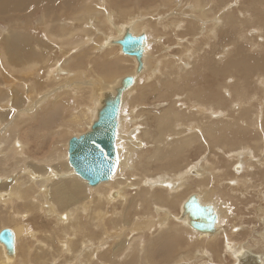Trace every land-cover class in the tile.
I'll return each instance as SVG.
<instances>
[{"label": "bare ground", "instance_id": "1", "mask_svg": "<svg viewBox=\"0 0 264 264\" xmlns=\"http://www.w3.org/2000/svg\"><path fill=\"white\" fill-rule=\"evenodd\" d=\"M163 1H171V0H163ZM259 1L263 5L261 8L259 7V3H257V6L259 8L253 7L252 6L253 0H251V1L249 0V2L244 1L245 2L244 8H242V6L239 8V11L241 14L239 12L234 14L233 9L229 8L228 10L224 9L225 12L222 11L221 13H218V16H213L211 19H208L207 16L213 15L214 11H215V10H213L212 5H210V3L208 4L211 7L210 8L208 7L209 9H206L207 11L205 9L200 10L199 3L195 0H192L193 8L189 7V3L186 4L190 8V10L188 9V10H186V12L187 13H190V12L192 13V11L197 12V15H199L200 18L202 20H204V22H203V21H199L196 19L194 20V18H193L194 22L196 21L197 24H200V28H196V26H195L196 30L197 31L201 30L202 34L206 30H210L207 33L210 32L211 34L216 33V30H219L221 32V30H223L222 26H226V25L227 26L228 25L235 26V24H236L240 27L242 24H245V25H246V23L250 24L251 23L250 15L252 14V12L256 13V14L258 13L260 18L258 20H256V22L258 23V26H256V29H257L256 33H258L262 37H264V0H259ZM103 3H104L103 0H91L90 3L85 2V4H82V6H81L82 12L79 15L71 16L68 18L64 17L63 19H61V16H53L49 19V21L45 20V22L44 21L42 22L41 25L45 24V26H42V30H43L44 34L47 35L48 38L50 39L49 42L50 41H51V43L57 42L58 43L57 47L60 50V53L63 55L62 59L60 60L61 64L57 65L54 69L50 70L48 72L47 76L49 79L51 78L54 81H59L62 77H66V76L68 78L73 77L74 75H73V73L70 72L71 70H70L69 64L71 63V61H74L76 56L73 57L74 55L71 53V50H76V48H83V47H86L89 50H93L92 52L94 54L102 55L106 59H110L113 61L122 60L123 58L120 59V57H122L121 55H123V56L129 58L130 60L123 59L122 61L129 62L128 65L131 66L130 68H133L135 70V72H137L138 74L135 76L134 75H130V76L125 75L116 81L117 78L111 79V77L108 76V74H107L108 72L104 73V75L99 74V72H97L95 70L94 66L90 63L88 65H86L84 71H80L81 74H83V76L87 77L88 81L87 82L84 81V83L86 84V86H90L88 88V90L90 91V94L93 95V99H97V100L95 102H93V99H92L93 107L91 108V107L87 106V104H85V101L87 99H89L88 95H86L85 92H81L78 95V97L75 98V99H77V102H75L76 105L74 106L75 110H73L71 113L69 112L70 115L68 116V118L65 121H63L62 124L60 123L59 127L53 132V137L60 138V137L64 136L62 138V143H61V147H64V149L61 151V154L57 153V151H58L57 149H59V148L57 145H55L56 142H52L49 145L50 150L48 151L49 153L47 155L43 156L41 159L31 158V157L27 156V154H26L30 150L29 144L31 142H29L28 138H21L22 133H20V127H19L20 125H16L17 126V128H16L15 122L12 121V127L10 129H9V127H10L9 125L6 127H2V128L0 127L1 128L0 129V206L3 207V210L8 211L7 217L4 218L3 216H0V221L2 220L3 224H9L10 225V227H8L6 229L5 228L0 229V234L2 231L7 230L11 233V236H12V243L9 246L0 240V264H15V262L17 260L14 262V258H16V256H18L17 252L20 250V243L22 241H27L26 239H24V237L26 235L25 232L28 230V227L19 218V216H20L19 215L20 214L19 207L26 208L28 210L27 214H29L31 216L34 214L37 215V213H38L39 215L42 214L43 215L42 217L45 218L47 221L52 220L53 225L56 228H58L57 231L61 235L60 238H58L59 241L57 240L59 242L58 252L64 254V256H65V254L72 255V257L74 256L68 264H75L78 260H80L79 262H82L83 260L81 261V259H79L80 257L81 258L83 257L84 259L86 258L88 260L89 257H91V255L93 258H96V257L103 255V253H101V252H103L102 250L104 248L105 249L108 248V245L105 241L102 242V238L96 239L95 238L96 234H94V232L89 230L88 225L92 224L98 232L104 233L103 236H106L107 240L112 238V240L114 242V241H117L119 238L122 237V235H118V233L123 232V230H124V229H122V227H124L122 219L125 216L124 212L126 211L125 203H126L127 195L125 193V188H124L125 187L124 185L126 183H124L122 185V182L124 180L119 178V177H127L126 175H129V177H131L134 173L136 175L137 171L142 172L143 175L145 173L151 174L149 171V168L152 166V164H155V165L157 163L162 164L163 162H172L173 164H175V161L179 158V156L183 153V151L185 149L189 148L193 144L200 143V141L202 140L203 137H206L209 139H216L217 142H219L220 138L223 137V135H227V133L228 134L232 133V135H233L235 132V129H236L235 126H232V124H227L229 122H225V121L216 119L215 114L213 115V112L215 110H217V108H218L217 107L218 105L215 104V101H210V100L207 101L206 100L207 98L202 96L200 93H197L198 100H200V110L202 111L201 114L198 116H187L186 112L181 113L180 111L174 110L173 101H172V103H170V105L167 108L163 109L161 112H153L152 113V116L154 119V131L151 132L148 130V131H145L143 133L144 140L146 142H149L150 146H151V147L149 146L150 148H147L144 145L142 138L139 137V135H135L136 134L135 132L131 131L130 124L128 123V121L125 118V115H126L125 110H129V106L131 104L128 101V97L136 89V87H137L136 85H138L137 78H138L139 74L140 75H144V73H145V75L150 74V69H149V67L146 68L145 61H146V58L150 57L152 49H155L153 47V44L156 41L154 40L155 35H153V34H154V32H157L159 30V28H157V26H162L160 24V22H161L163 24V26H162L163 29L168 28L171 31L170 33L175 34V32L173 30H177L180 27V25H182L184 22L181 20V18L174 17L172 15L171 20L172 21L176 20V22H174L175 23L174 25H170V27L172 28V29H170L167 24L166 25L164 24L163 19H158V18L154 17V15H155L154 12L158 11L159 9L154 11L153 9H151V10L147 9L148 6H146V9H147V10H145L146 12H142V10L139 9V11L141 10L142 13H139L140 15H137V16L131 15L132 16L131 18L128 17L129 15L127 16V15H124L122 13V11L125 9L124 8L121 11V16L125 17L126 21H124L121 24H118V23H115V20H116L115 18L117 17V14H115L116 11L113 9L107 10L106 9L107 7L105 6V4L103 5ZM105 3H106V1H105ZM165 3L170 4L168 2H165ZM202 3L205 5L207 2H206V0H202ZM153 4L154 3H152L151 5H153ZM203 4H202V6L204 7ZM174 5L175 4H173L172 6H167V8H170L171 12L174 10L179 11V12H183L185 9L184 7H183L184 8L183 9L182 6L179 8H178V6H175L173 8ZM226 5L227 4L225 3L224 6H226ZM157 6L159 8L160 4L157 3ZM216 6H218V5H216ZM37 7H45L46 11H47L49 9V7H55L56 8V5L53 4V0H0V19H5V18H8L9 16H11L12 14H18V13L20 14V16L23 17L25 15H28L27 9L33 10V9H36ZM205 7H207V6L205 5ZM246 7L251 10L250 13L245 10ZM112 8H114V7H112ZM117 8L118 7H116V9ZM214 8H215V6H214ZM256 9H258V10H256ZM3 11H5L6 13H9V14H5V12H3ZM104 11H105V13H104ZM134 11L135 10H133L132 12H134ZM43 13H45V12H43ZM177 13L175 12V15H177ZM103 15L106 18V20L104 18L105 27H106V29L107 28L109 29V33L111 34V35L109 34L110 36H108V35L106 36V34H108V33L106 31H103L104 29L97 27V25L100 24V21L101 22L103 21L100 19V17L101 16L103 17ZM195 15L196 14H194V17H196ZM234 15H238L236 20L233 19ZM158 16H160V15H158ZM183 17H185V16H183ZM21 19H23V18H21ZM182 19H185V18H182ZM156 21H160V22L156 23ZM67 23L79 25L81 27V29H86L89 27L92 28V26H93L97 30V34L95 37L89 38V39H84V37H81V39L83 38L84 40L81 43H76V42H78L77 39L80 38V36H77L76 33L74 34L73 32L68 31ZM28 25H30V24H28ZM36 25H35V27H36ZM140 25L142 27H144V29L137 31L135 29V27L136 28L140 27ZM103 26H104V24H103ZM188 26H191V25H188ZM162 27H160V28H162ZM25 29H27V27H25ZM25 29H23V30H25ZM20 30L21 29L15 28V26L13 24L7 25L6 28H0V47L2 48V40L5 36H7V38L9 40H11L10 44H13V47L16 50L19 47L18 40L23 41V43L27 44V41H29L30 39H33V36L29 35L28 32H20ZM87 30H90V29H86L84 31L87 32ZM159 31H158V33H159ZM180 31L183 32V30H180ZM188 31H189V29H188ZM63 32H68V33L65 35V33H63ZM78 32H81V31H78ZM138 32H141V34H143L145 36V44H144V48H143V52H142V55L140 57V60H136V58L134 56H129V55L124 54L121 50V46L117 43L119 40H121L123 38L125 33H129L130 35L135 36L134 34H136ZM191 32H192V29H190L188 36H191ZM95 33H96V31H95ZM164 33L165 32H163V34ZM17 34L20 35L19 38H17ZM88 34L90 36L92 35L90 33H88ZM160 34L161 33H159V35ZM232 35H234V34L232 33ZM225 36L223 37V40L225 42H227L228 40H227V37H225ZM178 37H180V35H178ZM230 37H231V35H230ZM38 38H39V36H38ZM85 38H86V36H85ZM102 38H104V39L102 40ZM167 39H168V37H167ZM46 40H48V39H46ZM65 40L67 42H66L65 46L62 47L61 44H63V43H61V42H64ZM216 40H217V38H216ZM249 40L251 42L252 41L255 42V40H252L250 38H249ZM37 41H39V40H37ZM169 41L170 40H168L167 42H169ZM212 42H214V41H212ZM175 43H177L176 40H175ZM227 43H229V42H227ZM165 44H166V42H165ZM173 44H174V42H173ZM38 45H39V43H38ZM46 45H45V47H46ZM5 47L6 46H4V48ZM36 48L39 49L40 47L36 46ZM87 49H84V50L86 51ZM149 50H150V52H149ZM81 52L79 51L78 53H80V55H81ZM40 53H42V52L40 51ZM118 53H119V55H118ZM192 53H193V49H191L190 51L185 53L183 56L184 60H180L181 63H183L184 61H187V59L191 56ZM4 54L5 53H3V55ZM9 55L12 56L10 53H9ZM38 55H39V53H38ZM77 55H79V54H77ZM234 55L236 58V55H238V53L236 52ZM32 56L34 57L37 55L32 54ZM43 56H45V55L42 53L41 57H43ZM94 56H93V58L96 57V56L95 57ZM104 57H103V59H104ZM132 57H134L136 62ZM155 57H157V56H155ZM16 58H18V57H16ZM235 58L233 59L231 57L230 62L227 61V62H224V64L220 63L221 60H217L216 65H215L217 70L220 72H225L226 71L225 68H226V66H228V64H231V66L232 65L238 66L240 63L235 61V60H237ZM2 59H3V57H2ZM152 59H155V58H152ZM48 60H49L48 58H45L43 60H37V61L33 60L34 66L29 64L30 65V66H28L29 69H28V67L25 68L26 66L23 67V69H27L26 73H28V75H29V73L31 75H32V73H34V75H35L36 70H44V72H45V68L41 69V68H43V66H41V68H39V67H40V65H43V64L48 65L49 64ZM87 60H89V59H87ZM26 61H28V60H26ZM31 61H32V59H31ZM19 62H21V61H19ZM162 62H165V61H162ZM22 63H23V61H22ZM16 64H17V62H16ZM84 64H86V63H84ZM159 64H161V63H159ZM10 65L12 66L13 63L10 62ZM173 67L174 66H172V68ZM184 67H186V65H184ZM156 69L159 70V68H156ZM184 73H185V70H182V69H170L169 70V74L171 75V76H169L170 80L161 82L162 86L165 88L166 93L170 94L171 85H170L169 81H173V82L180 81L183 78L182 75ZM158 74H159V72H158ZM25 76H26V74H25ZM125 77H131L132 82L129 86L122 89V79H124ZM154 77H155V75H154ZM27 78L30 79L29 77H27ZM155 78L157 79V77H155ZM63 79H66V78H63ZM143 79H144V76H143ZM20 80H22V79H20ZM32 80H33V77H32ZM146 80L147 79H145V81ZM73 81H75V79ZM80 81H81V79H80ZM157 82H158V80H157ZM51 83L53 84L55 82L52 81ZM149 83H147V84H149ZM31 84L32 85L35 84L34 81H32ZM83 84H80V86ZM85 84H84V86H85ZM158 84H159V82H158ZM259 84L262 86V88L264 87V76L260 77ZM26 85H27V83H26ZM61 85L64 86L63 84H61ZM75 85H73V86H75ZM78 85H79V83H78ZM15 86H16V84H15ZM24 86H22V87H24ZM13 87L14 86L12 84V86L10 87V90L7 89L11 95H12V89L15 88V87L14 88ZM27 87H28V85H27ZM48 87H49V85H48ZM50 87H52V85ZM57 87H59V86H57ZM82 87L83 86H81V88ZM107 87L109 88V90L104 92V88H107ZM156 87H160V86H156ZM33 88H32V90H33ZM43 88H41L42 91H43ZM184 88H187V87L184 86ZM142 89H143V87H142ZM61 91L62 90H59V89H55L53 92L50 91V93L52 92L50 94V103L52 106H56L57 103L64 102L63 98H62L64 93ZM118 91L121 92V96H120V101H119L118 113H117V117H116L117 128H116V131H115L114 137H113V145H114L115 153H116L117 167H116L115 172L111 176V178L109 180H107L108 182L104 181V182H100L94 186H91V185H89V182L84 180L83 178H81L75 172V170L71 167V165L69 164V152H68L69 140L66 142L65 137H67L70 133H73V132H74L75 136L85 135L86 133L90 132L94 121H97V119H98L97 115L100 113V109H101V107H103L105 100H113L115 94ZM35 92H37V91H35ZM160 92H162V91H160ZM47 93H48V91H47ZM142 93L143 92H141V94ZM2 94L3 93H0V97L3 98L0 100V102L1 101L4 102V99H5L4 96L6 95V93L3 95ZM41 94L42 93L40 92L39 99L34 100L33 103H29V105L26 106L27 109H25L26 111H24V114H26L25 112H28L27 110L32 112V114L36 109H37L36 111L40 112V111H42V109L45 108V106H47L49 104L48 103L47 105H45V103L43 101L45 100L47 102L46 97H44V95H41ZM68 94H70V92ZM90 94H89V96H90ZM20 95H22V94H20ZM48 95H49V93H48ZM137 96H139V94ZM133 97H136V95ZM166 97H168V96H166ZM35 98H36V96H32V100ZM11 99H12V96H11ZM22 99H25L24 96ZM29 99H31V98H29ZM141 99H142V97H141ZM258 99L259 98H257V96L253 97L252 103H253V100L258 101ZM137 100H138V98H137ZM21 102H24V100ZM134 102L136 103V101H134ZM7 103L8 102H5V103H3V105H5ZM204 103L207 105V107H205V106L202 107L204 105ZM248 103H250V99H248V100L245 99L244 100V106L247 105ZM11 104H13V102ZM11 104L8 103L7 105H9V107L6 106L9 110L11 109ZM22 105H24V104H22ZM131 105H133V104H131ZM260 105H261L263 110H262V112H260L259 117L256 114V118H258L260 120H264V101L262 103H260ZM72 106H73V104L70 105V107H72ZM126 107H127V109H126ZM19 110H20V108H19ZM2 111H4V110H2ZM210 111H211V113H209ZM21 112H22V110H21ZM0 113H1V111H0ZM36 113L37 112H35V114ZM126 113H128V112H126ZM133 113H137V111L133 112ZM9 114L10 113H8L7 115H9ZM140 114L138 113V115H140ZM16 115H19V114L17 113ZM20 115L22 116V114H20ZM24 116H26V115H24ZM36 117H35V119H36ZM24 119H25V117H24ZM19 121L20 120L17 121V124L19 123ZM140 121L138 120V122H140ZM3 122H1V120H0V126L2 125ZM134 124H135V122H134ZM51 125H54V124H51ZM134 127H136V126L134 125ZM169 135L171 136L170 139L168 138ZM32 140H30V141H32ZM59 140L61 142V138ZM31 145H32V143H31ZM219 145L221 146L222 144H219ZM22 149H23V152H22ZM60 149H62V148H60ZM226 151H228V150H225V152ZM242 151H244V150L242 149ZM223 152L224 151H222V153ZM28 154H30V153H28ZM228 156H229L230 167H232V168L234 167L232 164H234L236 162V166H237V163H238L237 161L242 159L241 155L238 152L230 153V154H228ZM253 159H255V157H253ZM216 160H217L216 156H213L212 159H203L202 161L198 162L197 164L192 165L193 166L192 168L188 166V168L186 170L180 171L181 168L180 169L178 168L179 172H175L176 169L174 171L171 169L170 170L168 169L167 172H164L161 175H158L159 173H155V174L152 173L151 174L152 178L147 180V182H146V184L150 188L145 191V195H144L145 200L141 203V206H144V213L146 214V217H143L144 222H142V224L139 223L140 224L139 227H141L143 225L145 228H148L149 234H150V231L152 229L156 230L158 232L160 231L162 233L163 229L165 228L164 226L166 224H170L169 227H172V224H173L172 222H174V220H176V221H182L184 223L183 224V223L175 222V224H173V226H175V228H178V231L180 229L179 225H180V227L183 225H186L187 227H189L191 230H193L196 233H191V234L189 233L190 235L189 234L187 235V233H186L187 238L184 237L185 239H183V238L182 239L181 238L176 239L177 236L175 237V234L174 235L170 234V237L167 235V237H169L171 239V241L173 239V241L170 243L171 248L169 249V252H168V255H170V256L166 257L165 260L161 263L157 262V260L155 259L156 257H154V254H155L154 249H156L155 245L149 244V246L147 248L148 250L147 249L145 250V248H144L145 242H143V240H141V239H138V240L134 239L130 242H129V240L128 241L125 240V242L121 241V243L118 244V245H120V248L122 247V250L120 252L121 257L123 259H126V260H131L130 262H128L126 264H133L134 262L136 264H184L183 262H189L188 264H196V263L197 264H228L227 258H226L227 255L225 253L230 255L231 259L233 260L232 264H264V248H261L262 245L260 242V241H262V244H263L264 231L261 235L262 238H260L259 241H257V243L250 244V246L247 249H245L244 247L234 245L231 241H229V238L231 236L229 235V238H228L227 232H225L224 229L220 225V223L221 224L225 223V219H227V216H228V214H227V203H230V200H232V199H231L230 195H227L225 190H223V191L219 190L217 187L210 186L208 183L209 177L219 176L217 174H223V172L226 171V168L220 166L216 162ZM243 161L244 160L242 159L241 162H243ZM192 162H194V161H192ZM250 164H252V163H250ZM244 169H246V166H244ZM237 170H238V168H237ZM248 170H249V168H248ZM258 173L260 174V172H258ZM138 175H139V173H138ZM144 176H146V174ZM254 178L256 179V177H254ZM9 179H12V180L9 182L8 181ZM128 181H130V180H128ZM140 182H141V180H140ZM248 182L250 183V181H248ZM110 183L112 186L115 185L116 189L109 191V189H107L104 186V185H108ZM79 184L82 186V188H79ZM129 186H131V185H129ZM86 187L93 189L94 190L93 192L100 191V192L96 193L99 195V196H97L99 198V200H98L99 206H101V203H103V202L107 203V204H116V205L120 204L121 210L118 212V211H116L117 210L116 209L113 212L112 216H110V215L108 216V214H106L104 212V209H100L101 207L96 208L97 201L94 202V200H92V198H93L92 194H91V192H89V190ZM155 187L161 189L162 192H164L166 194V196H168L169 198H166L163 196H161L160 198H157L156 193L153 192V189ZM164 187H167V188H164ZM189 189L190 190L196 189L200 193H193L184 199L181 206H179L180 210L178 209L179 215H175V214H172V212L168 213L165 211L174 205L173 200L177 199L181 196L182 190L185 191V190H189ZM260 191H261V188H260ZM157 193L160 194V192H157ZM128 196L131 197V195H128ZM190 196H193L195 198L196 202L199 203L206 210V212L209 216H214V219H213L212 223L210 224L209 228L207 226H204L201 230H195V229L190 227V225H189L190 214H189V211H186L184 209V203L187 201V199ZM251 196H253V195H251ZM120 197L121 198L123 197L124 201H123V199L121 200ZM108 198H110L111 200ZM5 200H8V201H5ZM87 200H90L89 204H92V205L88 206L86 204H83V202H85ZM113 200H116V201H113ZM261 202H262V200H261ZM151 203L153 204V206L155 205L156 206L155 208H157V209H155V208L151 209V207H152ZM131 204H132V202H131ZM7 206L10 207V210L7 209ZM244 206H246V205H244ZM128 208L131 209V207H129V206H128ZM134 208H135V206H134ZM154 210H155V213H157V214L159 213L158 217H153V215L155 214V213H153ZM129 212H130V210H129ZM259 212H260V215L264 216V210L260 209ZM106 218L109 219L108 226L111 225L110 230L107 229ZM129 218H131V217H129ZM139 218H140V215H139ZM262 218H261V220L264 219V218L263 219ZM154 221H157V223H154ZM132 222L133 221H131L130 223L127 222V225H131ZM227 222H228V220H227ZM263 222H264V220H263ZM119 223H121V225H118ZM136 223H137V221H136ZM135 225H137V224H135ZM148 225H150V226L148 227ZM234 225L235 224H233V226ZM1 226L2 225H0V227ZM129 227L127 226L126 230L129 229ZM166 227H167V225H166ZM56 228H52L50 231L46 230L44 232H42L43 231L42 229L36 228L35 232L37 233V235L36 234H34V235L40 236V235H42L41 233H44V234L46 233L47 235L51 236L52 233L56 230ZM184 229H185V227H184ZM181 230H183V229H181ZM243 230H245V229H243ZM144 231H145V229H144ZM185 231H186V229H185ZM31 233H34V232H31ZM161 233H158V236ZM180 233H184V230ZM249 234H251V233H249ZM78 235L80 236L79 243H80L81 251L78 254H75L77 251L76 252L73 251L74 250L73 249V245H74L73 240ZM112 235H114V236L111 237ZM245 235H246V232H245ZM251 236H253V235L251 234ZM92 237L95 238V242L92 240ZM123 237H125L124 233H123ZM32 238H33V236H32ZM152 238H154V236ZM152 238H150V239H152ZM221 238H222V242L224 243V249H225V250H223V252L225 251L224 253L221 251L222 250L221 246H220V244H221L220 239ZM43 239H44V237H43ZM147 239H149V238H147ZM239 239H240V237H239ZM53 240H54V238H53ZM155 240L157 241V239H155ZM241 240H242V238L240 239V242H241ZM161 241H165V239H163ZM32 242H33V240H32ZM165 242H167V241H165ZM249 242H251V240L248 241V243ZM33 243L44 244L42 241L39 240V238L36 239V237H35V240ZM159 243L160 242L158 241L157 245H159ZM53 245H55V244H53ZM245 245H249V244H245ZM159 246H161V245H159ZM115 248H116V246H115ZM110 251H112V250H110ZM116 251L117 250L115 249L113 252H110V254L111 255L113 254V256H114L117 253ZM33 252H35V251H33ZM37 253L39 254V252H37ZM88 253H91V255H89ZM111 255H110V257H111ZM103 258H105V257H103ZM52 259H51V261H52ZM103 260L105 261V259H103ZM111 260H113V258ZM107 262H109V261H107ZM29 263H30V261H29ZM65 263H67V261ZM18 264H20V260H19ZM22 264H25V263L22 262ZM106 264H108V263H106Z\"/></svg>", "mask_w": 264, "mask_h": 264}, {"label": "rangeland", "instance_id": "2", "mask_svg": "<svg viewBox=\"0 0 264 264\" xmlns=\"http://www.w3.org/2000/svg\"><path fill=\"white\" fill-rule=\"evenodd\" d=\"M90 1L91 0H53V4L56 5V8L55 7H49V9L46 11L45 7H37L36 8L37 10L36 9H33V10L27 9L28 15H25L23 17L20 16V14L18 13V14H12L8 18L0 19V28H6L7 25L13 24L15 26V28L21 29L20 32H28L29 35L33 36V39H30L29 41H27V44L23 43V41L18 40V45L20 48L18 47L17 50L13 47V44H10L11 40H9L7 38V36H5L2 40V48L0 47V54H1L0 55L1 56L0 57V89H1L0 93H3V94L6 93V95L4 96V98H5L4 102H2V101L0 102V111H1L0 120H1V122L4 121L0 127L2 128V127H6L9 125L10 126L9 129H10L12 127V121L15 122L16 128H17L16 125H20L19 126L20 127V133H22L21 138H28L29 142L32 143V145H31V143L29 144L30 150H29V152L26 153L27 156H29L31 158L41 159L43 156L47 155L49 153L48 151L50 150L49 145L52 142H56L55 145H57L59 149L62 148L60 150L57 149L58 150L57 153L61 154V151L64 149V147H61L62 138L64 136L60 137L61 138V142H60V140H59L60 138L53 137V132L59 127L60 123L62 124V122L68 118L70 113L73 110H75L74 106L76 105L75 102H77V99H75V98L78 97V95L81 92H85L86 95H88V97H89V99L86 100L87 102L85 101V104H87V106H89L91 108L93 107V105H92L93 95L90 94V91L88 90V88L90 86H86V84L84 83V81L85 82L88 81L87 77L83 76V74H81V72H80V71H84L86 65H88L89 63L92 64L94 66L95 70L97 72H99V74H101V75H104V73L108 72L107 74H108V76L111 77V79L117 78L116 81L125 75H127V76L134 75L135 76L138 74L137 72H135V70L133 68H130L131 66L128 65L129 62L122 61L123 59H125V60H130V59L121 55V54L120 55L122 57H120V56L119 57H120V59L123 58L122 60L113 61L110 59H106L102 55L94 54L92 52L93 50H89L86 47H83V48H76V50H71V53L74 55L73 57L76 56L74 61H71V63L69 64L70 70H71L70 72L73 73V75H74L73 77H71V78H68L67 76L62 77L59 81H54L53 79L48 78V76H47L48 72L50 70L54 69L57 65L61 64L60 60L62 59L63 55L60 53V50L57 47L58 46L57 42H52V43H51V41L49 42L50 39L48 38L47 35L44 34V32L42 30V26H45V24L41 25L42 22L43 21L45 22V20L49 21V19L53 16H61V19H63L64 17L68 18L71 16L79 15L82 12V9H81L82 4H85V2L90 3ZM105 1H106V3H105ZM195 1H197L199 3L200 10L209 9L211 7L210 5H212L213 10H215V11H214L213 15L207 16L208 19H211L213 16H218V13H221L222 11L225 12V10H228L229 8L233 9L234 14H236L238 12L240 13L239 8L241 6H242V8H244L245 2H249V0H222V1L221 0H219V1L218 0H206L207 3L205 5L207 7H205V5L202 3V0H195ZM103 2H104L103 5L105 4V6L107 7L106 8L107 10L113 9L116 11V12L114 11L115 14H117V17L115 18L116 19L115 23H118V24H121L124 21H126L125 17L121 16V11L124 8L125 9L122 11V13L124 15H127V16L129 15L128 17H130V18L133 15L137 16V15H140L139 13L146 12L145 10H147V9H150V10L153 9L154 11L159 9L158 11L154 12L155 13L154 17L158 18V19H163L164 24L165 25L167 24L170 29H172L170 27V25H174L175 24L174 22H176V20H173V21L171 20L172 15L174 17L181 18V20L184 22L182 25H180V27L177 30H173L175 32V34H174V33H170L171 31L168 28L163 29V27H162L163 24L160 21H156V23L160 22V24L162 26H157V28H159V30H160V31L158 30L159 33H161L160 35H159L158 31L154 32V34H153V35H155L154 40L156 41L153 44V47L155 49H152L150 57L146 58V61H145L146 68L149 67V69H150V74H147V75H145V73H144V75L139 74V76L137 78L138 85H136L137 86L136 89L128 97V101L131 104H133L134 106L130 104L129 110H125V114H126L125 118L128 121V123L130 124L131 131L135 132L136 133L135 135H139V137L142 138L144 145L147 148H150L151 147L150 143L146 142L144 140L143 133L145 131H148V130L151 132L154 131V119L152 116L153 112H161L163 109L167 108L170 105V103H172V101H173L174 110L180 111L181 113L186 112L187 116H198L201 114L202 111L200 110V100H198L197 93H200L202 96L207 98L206 99L207 101H209V100L215 101V104L218 105L217 106L218 108H217V110H215L213 112V115L215 114L216 119H219V120H222L225 122H229L227 124H232V126H235L236 129H235L234 134L232 135V133H229V134L227 133V135H223V137L220 138L219 142H217L216 139H209V138L203 137L202 140L200 141V143L193 144L189 148L185 149L186 151L185 150L183 151V153L175 161V164H173L172 162H163L162 164L157 163L156 165L152 164V166L149 168V171L151 174L152 173L153 174L159 173L158 175H161L162 173L167 172L168 169L169 170L171 169L174 171L175 169L177 170L178 168L179 169L181 168L180 171H182V170H186L188 168V166L192 168L193 167L192 165L197 164L198 162L202 161L203 159H212L213 156H216V159H217L216 162L220 166L226 168V171H224L223 174H217L219 176L209 177L208 183L210 186L217 187L219 190H222V191L225 190L227 195H230L231 199H232V200H230V203H227V214H228L227 219H225V223H222V224L220 223V225L224 229V231L227 232L228 238H229V235L231 236L229 238V241H231L234 245L242 246L245 249H247L250 246V244L257 243V241H259V239L262 238L261 235L264 231V228H263L264 227V225H263L264 224V222H263L264 216L260 215V212H259L260 209L264 210V195H263L264 194V178H263L264 177V120H260V119L256 118V114L259 117L260 112H262V110H263L260 103H262L264 101V87L262 88V86L259 84L260 77L264 76V47H263L264 46V37H262L260 34L256 33L257 32L256 26H258V23L256 22V20H258L260 18V16L258 15V13L256 14V13L252 12V14L250 15V17H251V23L250 24H248V23H246V25L242 24L240 27L236 24H235V26H231V25L227 26L226 25V26H222V29H223V30H221L222 33L219 30H216V33L211 34L210 32L207 33L210 30H206L202 34L201 30H198V31L196 30V28H200V24H197V22L196 21L194 22V20L196 19V20L203 21V22H204V20H202L200 18V16L197 15V12H193V11H192V13L186 12V10H188V9L190 10L189 7L193 8L192 0H181V1L180 0H171V1H163V0H152V1L151 0H103ZM165 2H168L170 4H166ZM152 3H154V4L151 5ZM157 3L160 4L161 8L160 7L158 8ZM188 3H189V7L186 5ZM209 3H210V5H208ZM225 3L227 4L226 6H224ZM257 3H259L260 8L263 6L259 0L258 1L253 0L252 6L255 8H259L257 6ZM173 4H175L173 6V8L175 6H178V8L182 6V8L183 7L185 8V9L183 8L184 11L179 12V11L174 10L171 12L170 8H167V6H172ZM202 4L204 5V7L202 6ZM216 5H218V6H216ZM146 6H148L147 9H146ZM214 6H215V8H214ZM112 7H114V8H112ZM116 7H118V8L116 9ZM139 9H141L142 12H141V10L139 11ZM133 10H135V11L132 12ZM245 10L249 13L251 11L247 7L245 8ZM256 10H258V9H256ZM3 12H5V11H3ZM43 12H45V13H43ZM175 12L176 13L178 12L177 15H175ZM104 13H105V11H104ZM5 14H9V13L5 12ZM157 14L160 16H158ZM194 14H196L195 15L196 17H194ZM104 15H103V17L102 16L100 17V19L103 20L102 22L100 21L101 25L98 24L97 27L104 29L103 31H106L108 33V34H106V36L107 35L110 36L111 34L109 33V29L108 28L106 29V27H105L104 21L106 20V18ZM183 16H185V17H183ZM237 17H238V15H234L233 19L236 20ZM21 18H23V19H21ZM104 18H105V20H104ZM182 18H185V19H182ZM193 18H194V20H193ZM28 24H30V25H28ZM103 24H104V26H103ZM35 25L37 28L35 27ZM67 25H68V31L73 32L74 34L76 33L77 36H80V38H78L79 40L77 39L78 42H76V43H81L84 39L93 38L97 34V30L93 26H92V28H90V27L86 28V29H90V30H87V32H85L84 30H86V29H81V27L79 25H75L72 23H67ZM188 25H191V26H188ZM195 26H196V28H195ZM25 27H27V29H25ZM140 27H137V28L135 27V29L137 31L144 29V27H142L141 25H140ZM160 27H162V28H160ZM23 29H25V30H23ZM188 29H189V31H190V29H192L191 36H188V34H189ZM77 30L81 31V32H78ZM180 30H183V32ZM95 31H96V33H95ZM163 32H165V33L163 34ZM63 33H65V35H66L68 32H63ZM86 33L87 34L90 33L92 35L90 36L89 34L87 35ZM232 33L234 35H232ZM140 34H141V32H138L134 35H140ZM178 35H180L181 38L178 37ZM230 35H231V37H230ZM19 36L20 35L17 34V38H19ZM38 36H39V38H38ZM85 36H86V38H85ZM224 36L227 37V40H228L227 42H229V43H227L223 40ZM81 37H84V39L83 38L81 39ZM167 37H168V39H167ZM45 38L48 40H46ZM216 38H217V40H216ZM249 38L252 40H255V42L254 41L251 42L249 40ZM103 39L104 38H102V40ZM37 40H39V41H37ZM166 40L167 41L170 40V41L167 42ZM175 40L177 43H175ZM212 41H214V42H212ZM66 42H67L66 40L64 42H61V43H63V44H61V46L64 47ZM165 42H166V44H165ZM173 42H174V44H173ZM38 43H39V45H38ZM45 45H46V47H45ZM4 46H6V47L4 48ZM36 46H38L40 48L38 49V48H36ZM84 49H87V50L85 51ZM191 49H193V53L191 54V56L187 59V61H184L183 63H181L180 60H184V58H183L184 54L187 53L188 51H190ZM40 51L45 56L41 57L42 53H40ZM79 51L80 52L82 51L81 55H80V53H78ZM235 51L238 53V55H236V58L234 55L236 53ZM149 52H150V50H149ZM3 53H5V54L3 55ZM9 53L12 56H10ZM38 53H39V55H38ZM32 54L37 55L39 58L37 56L33 57ZM77 54H79V55H77ZM94 55L95 56L97 55V56L95 57ZM118 55H119V53H118ZM93 56L95 58H93ZM155 56H157V57H155ZM2 57H3V59H2ZM16 57H18V58H16ZM103 57H104V59H103ZM231 57L233 59L234 58L237 59L235 61L239 62L240 64L238 66H236V65L231 66V64H228V66H226V68H225V70H226L225 72L218 71L216 66H215L216 61L221 60L220 63L224 64V62H227V61L230 62ZM45 58L49 59L48 60L49 64L48 65L43 64V65H40V67H39V68H41V66H43V68H41V69L45 68V72H44V70H36L35 75H34V73H32V75L29 73V75H28V73H26L27 69H23V67H25V66H26L25 68H27L30 65L34 66V64H33L34 61L43 60ZM132 58L134 59V57H132ZM152 58H155V59H152ZM31 59H32V61H31ZM87 59H89V60H87ZM26 60H28V61H26ZM19 61H21V62H19ZM22 61H23V63H22ZM162 61H165V62H162ZM10 62L13 63L12 66L10 65ZM16 62H17V64H16ZM135 62H136V60H135ZM84 63H86V64H84ZM159 63H161L162 65ZM184 65H186V67H184ZM172 66H174V67L172 68ZM156 68H159V70ZM28 69H29V67H28ZM170 69H182V70H185V73L182 75L183 78L180 81H178V82L169 81V83L171 85V89H170V94H168V93H166L165 88L162 86L161 82L170 80L169 79L170 78L169 76H171L169 74ZM158 72H159V74H158ZM24 73L26 74V76ZM116 75L117 76L119 75V76L117 77ZM154 75H155V77H157V79L154 77ZM143 76H144V79H143ZM27 77H29L30 79H28ZM32 77H33V80H32ZM63 78H66V79H63ZM20 79H22V80H20ZM74 79H75V81H73ZM80 79H81V81H80ZM145 79H147V80L145 81ZM157 80H158L159 84H158ZM32 81H34V83L36 85L35 84L32 85L31 84ZM52 81L55 83L52 84L51 83ZM26 83H27L28 87H27ZM78 83H79V85H78ZM83 83L85 84V86ZM147 83H149V84H147ZM12 84L15 87V88L13 87L15 90L12 89V95H11L8 90H10V87L12 86ZM15 84H16V86H15ZM47 84L49 85V87ZM61 84H63L64 86H62ZM72 84L73 85L76 84V85L73 86ZM80 84H83V85H81V86H83L82 88H81ZM51 85H52V87H50ZM22 86H24V87H22ZM57 86H59V87H57ZM156 86H160V87H156ZM184 86H186L187 88H184ZM142 87H143V89H142ZM32 88H33V90H32ZM41 88H43V91ZM55 89L62 90L61 92L64 93L63 97H62L64 102H60V103H57L56 106H52L50 103V94ZM108 90H109L108 87L104 88V92H106ZM35 91H37V92H35ZM47 91H48L49 95H48ZM50 91H52V92L50 93ZM160 91H162V92H160ZM40 92L42 93L41 95H44V97H46L47 102L45 100L43 101L45 103V105H47L48 103L49 104L47 106H45V108L42 109V111H40V112L36 111L37 110L36 109L32 114V112L27 110L28 112H25L26 114H24V111H26L25 109H27L26 106H28L29 103H33L34 100L39 99ZM69 92H70V94H68ZM141 92H143V93L141 94ZM31 93L32 94L34 93L35 95L34 94L32 95ZM20 94H22V95H20ZM89 94H90V96H89ZM138 94H139V96H137ZM135 95H136V97H133ZM11 96H12L13 100L11 99ZM23 96L25 99H22ZM32 96H36V98L32 100ZM166 96H168V97H166ZM255 96H257V98H259L260 100L259 99H258V101L253 100V103H252V98ZM141 97H142V99H141ZM29 98H31V99H29ZM137 98H138V100H137ZM1 99H3V98L0 97V100ZM245 99L246 100L250 99V103H248L247 105L244 106V100ZM9 100L10 101L12 100V101L10 102ZM20 100L21 101L24 100V102H21ZM96 100L97 99H93V102H95ZM134 101H136V103ZM5 102H8L9 104H11L13 102V104H11L10 110L7 108V107H9V105H7L8 103L3 105V103H5ZM21 103L24 105H22ZM72 104H73V106L70 107V105H72ZM204 106L207 107V105L205 103L202 107H204ZM19 108H20V110H19ZM126 109H127V107H126ZM2 110H4V111H2ZM21 110H22V112H21ZM136 111H137V113H133ZM7 112L10 114L7 115L8 114ZM35 112H37L38 114L37 113L35 114ZM126 112H128V113H126ZM17 113L19 115L22 114V116L20 115L21 116L20 117L19 115H16ZM138 113L139 114L141 113V114L138 115ZM209 113H211V111ZM24 115H26V116H24ZM24 117H25V119H24ZM35 117H36V119H35ZM18 120H20V121L17 124ZM138 120L139 121L141 120V121L138 122ZM134 122H135V124H134ZM50 123L54 124V125H51ZM134 125L136 127H134ZM78 136H80V135L75 136V134L73 132V133H70L67 137H65V140L67 142L69 139L77 138ZM168 138L170 139L171 136L169 135ZM30 140H32V141H30ZM219 144H222V145L220 146ZM242 149L244 151H242ZM225 150H228V151L225 152ZM222 151H224V152L222 153ZM22 152H23V149H22ZM233 152H238L244 161L241 162L242 159L238 160L237 166H236V162H235L234 164H232L234 166L232 168V167H230L228 154L233 153ZM28 153H30V154H28ZM253 157H255V159H253ZM192 161H194V162H192ZM250 163H252V164H250ZM244 166H246V169H244ZM237 168H238V170H237ZM248 168H249V170H248ZM179 169L177 171L175 170V172H179ZM258 172H260V174ZM136 173H137L136 175L134 173L131 177H129V175H126L127 177H119V178L124 180L122 182V185L124 183H126L124 185L125 186L124 188H125V193L127 195L126 203H125L126 211L124 212L125 216L122 219V222L124 224V227H122V229H124L125 231L123 230V232L118 233V235H122V237L119 238L117 241H114V242H113L112 238L109 239L112 242L111 243L109 240L106 239V236H103L104 233L98 232L92 224H89L88 225L89 230H91L92 232H94V234H96L95 238L96 239L102 238V242L105 241L108 245V248H106V249L104 248L102 250L103 252L100 251L101 253H103V255L96 257V258H93L91 253H88L89 255H91V257H89L88 260L86 258L84 259L83 257L82 258L80 257L79 259H81V261L82 260L83 261L79 262L80 260H78L75 264H82V263L83 264H94V263L95 264H106V263H108V264H126V263L130 262L131 260H126V259H123L121 257L120 252L122 250V247L120 248V245H118V244H120L121 241L125 242V240H127V241L129 240V242H130L134 239L143 240V242H145V247H144L145 250L148 248L149 244L155 245V248L158 251L156 249H154V253H155L154 257H156L155 259L157 260V262L161 263L165 260L166 257L170 256V255H168V252H169V249L171 248L170 243L173 241V239L171 241V239L169 238L170 234H172V235L175 234V237L177 236L176 239H178V238L185 239V238H187V235L189 233L190 234L196 233L193 230H191L189 227H187L186 225H183L184 223L182 221H176V220H174V222H172V223L173 224H175V222L183 223L182 224L183 226L180 227V225H179V228H180L179 231H178V228H175V226H173V224H172V227H169L170 224H166L167 227H166V225L164 226L165 228L163 227L164 229H163L162 233L160 231L158 232V231L152 229L151 230L152 232L150 231V234H149L148 228H145L143 225L141 227H139L140 224H142V222H144L143 217H146V214L144 213V206H141V203L145 200V197H144L145 191L150 188L146 184V182H147V180L152 178V175L145 173L146 176H144L145 174L143 175L142 172H140V171H137ZM138 173H139V175H138ZM254 177H256L257 180ZM11 180L12 179H9L8 181L10 182ZM128 180H130V181H128ZM140 180L142 183L140 182ZM248 181H250V183ZM129 185H131V186H129ZM104 186L107 189H109V191L116 189V186L115 185L112 186L111 183L108 185H104ZM79 188H82V186L80 184H79ZM164 188H167V187H164ZM260 188H261V191H260ZM87 189L92 194V197H93L92 200H94V202L97 201L96 208L101 207L100 209H104V212L106 214H108V216L109 215L112 216L113 212L116 209H117L116 211H118V212L121 210L120 204H117V205L116 204H107V203L103 202V203H101V206H99V204H98L99 198L97 197L99 195L96 193L100 192V191L93 192L94 191L93 189H90V188H87ZM153 192L156 193L157 198H160L161 196L169 198L168 196H166V194L164 192H162L161 189H159L157 187H155L153 189ZM157 192H160V194H158ZM193 193H200V192L197 191L196 189H191V190L189 189V190H185V191L182 190L181 196L179 198L173 200L174 205L165 211L168 213L172 212V214L179 215V211H178V209L180 210L179 206H181V204L185 198H187L189 195H191ZM128 195H131V197ZM251 195H253V196H251ZM108 199H110V198H108ZM122 199H123V197L121 198V200ZM261 200H262V202H261ZM5 201H8V200H5ZM89 201L90 200H87V201L83 202V204H86L88 206L92 205V204H89ZM113 201H116V200H113ZM123 201H124V199H123ZM131 202H132V204H131ZM244 205H246V206H244ZM128 206L131 207V209L128 208ZM134 206H135V208H134ZM151 206H152L151 209L156 207L155 205L153 206L152 203H151ZM7 209L10 210V207L7 206ZM19 209H20V214H19L20 216L19 215L18 216L21 219V221H23L26 224V226L28 227V230L25 232L26 235L24 237V239H26L27 241H22L20 243V250L17 252L18 256H16V258H14V262L17 260L15 262V264H18L19 260H20V264H22V262H24L25 264H68L74 256L72 257V255H69V254L68 255L65 254V256H64V254L58 252V250H59L58 238H60L61 235L57 231L58 228H56L53 225L52 220L47 221L45 218L42 217L43 216L42 214L39 215L38 213H37V215L34 214L31 216V215L27 214L28 210L26 208L19 207ZM155 209H157V208H155ZM129 210H130V212H129ZM153 213H155V210L153 211ZM7 215H8V211L3 210V207L0 206V216H3L5 218V217H7ZM139 215H140L141 219L139 218ZM158 216H159V213L158 214L155 213L153 215V217H158ZM129 217H131V218H129ZM108 218H106V223H107V229L110 230L111 225L108 226V223H109ZM261 218L263 220H261ZM227 220H228V222H227ZM131 221H133L131 223V225H127V222L130 223ZM136 221H137V223H136ZM154 223H157V221H154ZM232 223L235 225L233 226ZM135 224H137V225H135ZM0 225H2L0 227V229H2V228L6 229V228L10 227L9 224H3L2 220L0 221ZM118 225H121V223H119ZM150 225H148V227ZM127 226L128 227L130 226V227H129V229L126 230ZM184 227H185L187 232L185 231ZM36 228L42 229L43 230L42 232H44L46 230L50 231L52 228H56V230L52 233L51 236L47 235L46 233L45 234L41 233L42 235L36 236L37 235V233L35 232ZM144 229H145V231H144ZM181 229L184 230L185 234L180 233L183 231ZM243 229H245V230H243ZM31 232H34V233H31ZM245 232H246V235H245ZM123 233H124L125 237H123ZM158 233H161V234L158 236ZM186 233H187V235H186ZM249 233H251L253 236H251V234H249ZM34 234H36V235H34ZM150 235L152 237L154 236V238H152ZM167 235L169 237H167ZM32 236H33V238H32ZM34 236L36 237V239L39 238V240L42 241L44 244L33 243L35 240ZM113 236L114 235H112L111 237H113ZM43 237H44V239H43ZM239 237H240V239L242 238L241 242H240ZM53 238H54V240H53ZM95 238L92 237V240L94 242H95ZM147 238H149V239H147ZM150 238H152V239H150ZM162 238L165 239V241H167V242L161 241V240H163ZM155 239H157V241ZM32 240H33V242H32ZM79 240H80L79 235L73 240V243H74V245H73L74 250L73 251H75V252L77 251L75 254H78L81 251ZM250 240H251V242L248 243V241H250ZM158 241L160 242L159 245H161V246L157 245ZM220 241H221L220 246L222 249L221 251L223 252V250H225V249H224V243L222 242V238L220 239ZM260 242L262 245L261 248H264V246H263L264 245V237H263V244H262V241H260ZM53 244H55V245H53ZM245 244H249V245H245ZM115 246H116V248H115ZM115 249L117 250L116 251L117 253H116V255L113 256V254L111 255L110 252H113ZM32 250L35 252H33ZM110 250H112V251H110ZM37 252H39V254ZM225 254L227 255L226 258H227L228 264H232L233 260L231 259L230 255H228L227 253H225ZM110 255H111V257H110ZM103 257H105V258H103ZM112 258L114 261L111 260ZM51 259H52V261H51ZM103 259H105V261ZM28 260L30 261V263ZM66 261H67V263H65ZM107 261H109V262H107ZM183 263L188 264L189 262H183ZM133 264H136V263L134 262Z\"/></svg>", "mask_w": 264, "mask_h": 264}, {"label": "water", "instance_id": "3", "mask_svg": "<svg viewBox=\"0 0 264 264\" xmlns=\"http://www.w3.org/2000/svg\"><path fill=\"white\" fill-rule=\"evenodd\" d=\"M117 43L124 54L140 60L145 36L143 34L132 36L125 33ZM131 82V77L122 79V89L129 86ZM120 96L121 92L118 91L113 100H105L90 132L78 138H71L68 142L69 164L91 186L109 180L117 167L113 137L117 128L116 117ZM184 209L189 211V225L195 230H201L204 226L209 228L214 219V216H209L193 196L184 203ZM0 240L9 246L12 243L11 233L7 230L2 231Z\"/></svg>", "mask_w": 264, "mask_h": 264}, {"label": "flooded vegetation", "instance_id": "4", "mask_svg": "<svg viewBox=\"0 0 264 264\" xmlns=\"http://www.w3.org/2000/svg\"><path fill=\"white\" fill-rule=\"evenodd\" d=\"M62 214V213H61Z\"/></svg>", "mask_w": 264, "mask_h": 264}]
</instances>
